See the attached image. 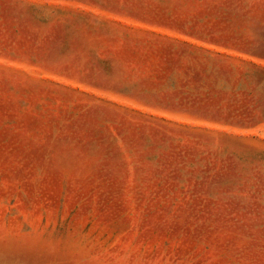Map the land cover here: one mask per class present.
Segmentation results:
<instances>
[{"label": "rangeland", "instance_id": "rangeland-1", "mask_svg": "<svg viewBox=\"0 0 264 264\" xmlns=\"http://www.w3.org/2000/svg\"><path fill=\"white\" fill-rule=\"evenodd\" d=\"M0 264H264V0H0Z\"/></svg>", "mask_w": 264, "mask_h": 264}]
</instances>
